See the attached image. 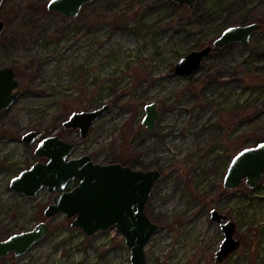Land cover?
Masks as SVG:
<instances>
[{
	"label": "rangeland",
	"instance_id": "obj_1",
	"mask_svg": "<svg viewBox=\"0 0 264 264\" xmlns=\"http://www.w3.org/2000/svg\"><path fill=\"white\" fill-rule=\"evenodd\" d=\"M51 0H5L0 20V68H14L20 98L0 111V241L46 222L50 233L25 255L0 264H131L115 228L89 236L74 218L45 211L54 195L11 188L13 178L45 159L23 136L42 131L76 148L72 158L158 169L146 213L160 225L145 251L147 264H215L224 239L211 220L216 209L237 227L241 247L221 264H264V176L224 188L233 158L264 141V0H95L74 19L51 12ZM260 23L249 44L216 48L194 76L176 64L229 27ZM160 117L150 131L146 106ZM111 110L87 138L64 130L74 112Z\"/></svg>",
	"mask_w": 264,
	"mask_h": 264
},
{
	"label": "water",
	"instance_id": "obj_2",
	"mask_svg": "<svg viewBox=\"0 0 264 264\" xmlns=\"http://www.w3.org/2000/svg\"><path fill=\"white\" fill-rule=\"evenodd\" d=\"M5 0H0V5ZM95 0H51L48 9L65 17L74 19L80 16L83 8ZM193 9L197 0H171ZM6 24L0 20V39ZM262 29L260 23L232 26L224 30L212 45L195 50L183 57L175 66L179 76L190 77L197 74L212 51L231 44H249L254 34ZM21 82L12 67L0 68V111L12 107L20 98L18 90ZM111 110L106 104L90 111L74 112L64 122L65 130H79L81 138L88 137L92 126ZM160 111L156 103L146 106L143 125L150 131L156 128ZM42 131H30L23 136L27 145L38 143L35 154L46 158V163L37 162L11 181L16 192L36 197L47 188L50 194H57L45 211V217L54 218L65 214L74 218L73 228H79L89 236L99 231L115 228L121 234L131 251V264H147L145 248L149 240L160 230L146 213V207L156 182L162 176L158 169L139 170L121 163L100 164L92 156L72 158L76 148L59 136L41 139ZM264 176V141L241 150L232 160L224 178V188L235 190L244 183L256 189ZM78 185L71 188L75 181ZM211 220L220 224L224 239L216 252V264L223 263L241 247L236 238V224L228 215L214 209ZM50 233L46 222L38 224L33 230L21 232L0 241V260L14 254L25 255L34 245Z\"/></svg>",
	"mask_w": 264,
	"mask_h": 264
},
{
	"label": "flooded vegetation",
	"instance_id": "obj_3",
	"mask_svg": "<svg viewBox=\"0 0 264 264\" xmlns=\"http://www.w3.org/2000/svg\"><path fill=\"white\" fill-rule=\"evenodd\" d=\"M64 124V123H63ZM64 128V127H63ZM65 130V129H64ZM66 131H68V130H66ZM77 131H79V130H77ZM44 138H46V137H44V133H43V135L41 136V138H40V140L41 139H44ZM36 145H38V143H36ZM37 148V147H36ZM42 159H45L46 160V162L48 161L46 158H42ZM44 163V162H43ZM78 181L76 180L74 183H72V185H70V187L71 188H73V187H75V186H77L78 185ZM59 192L60 191H57L55 194H52V195H54V197L57 195V194H59ZM151 198V197H150ZM54 199V198H53ZM150 201V200H149ZM149 203V202H148ZM148 205V204H147ZM147 208V207H146ZM218 224V223H217ZM219 226H220V224H218ZM220 228H221V226H220ZM221 245V244H220ZM220 247V246H219ZM219 249V248H218ZM218 251V250H217ZM216 251V252H217ZM215 261H216V253H215ZM215 264H216V262H215ZM221 264V263H220Z\"/></svg>",
	"mask_w": 264,
	"mask_h": 264
},
{
	"label": "trees",
	"instance_id": "obj_4",
	"mask_svg": "<svg viewBox=\"0 0 264 264\" xmlns=\"http://www.w3.org/2000/svg\"><path fill=\"white\" fill-rule=\"evenodd\" d=\"M261 25H262V24H261ZM262 27H263V25H262ZM258 143H260V141H257V142H256V145H257ZM123 165H124V164H123Z\"/></svg>",
	"mask_w": 264,
	"mask_h": 264
}]
</instances>
